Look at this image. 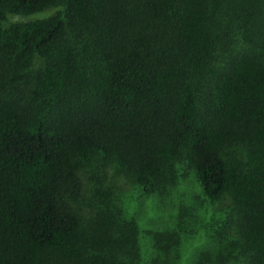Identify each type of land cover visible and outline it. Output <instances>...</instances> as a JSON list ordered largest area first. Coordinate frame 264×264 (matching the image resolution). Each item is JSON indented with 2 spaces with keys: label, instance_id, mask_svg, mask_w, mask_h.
I'll return each instance as SVG.
<instances>
[{
  "label": "trees",
  "instance_id": "trees-1",
  "mask_svg": "<svg viewBox=\"0 0 264 264\" xmlns=\"http://www.w3.org/2000/svg\"><path fill=\"white\" fill-rule=\"evenodd\" d=\"M189 174L219 210L191 264H264V0H0V264H139L119 178Z\"/></svg>",
  "mask_w": 264,
  "mask_h": 264
},
{
  "label": "rangeland",
  "instance_id": "rangeland-1",
  "mask_svg": "<svg viewBox=\"0 0 264 264\" xmlns=\"http://www.w3.org/2000/svg\"><path fill=\"white\" fill-rule=\"evenodd\" d=\"M50 12L28 18L42 17ZM114 190L123 215L133 218L138 226L139 264H147L157 252L155 246L158 235L174 228L179 229L180 242L177 248L179 256L173 264H191L193 254L206 244L215 226L211 217L219 215L215 205L203 199L196 179L191 174L183 176L165 197L156 193L145 194L125 178H119ZM182 205L188 208L192 217L189 224L179 227L178 209Z\"/></svg>",
  "mask_w": 264,
  "mask_h": 264
}]
</instances>
